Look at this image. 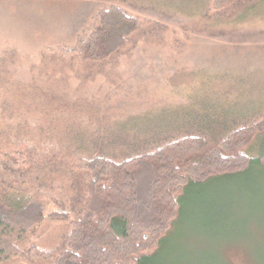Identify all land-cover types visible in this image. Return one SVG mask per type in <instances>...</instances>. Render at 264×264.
I'll return each instance as SVG.
<instances>
[{
    "label": "rangeland",
    "instance_id": "obj_1",
    "mask_svg": "<svg viewBox=\"0 0 264 264\" xmlns=\"http://www.w3.org/2000/svg\"><path fill=\"white\" fill-rule=\"evenodd\" d=\"M213 3L0 0V123L17 120L8 103L13 89L36 94V100L41 92L59 94L80 109L59 125L62 144L81 156L99 149L120 157L196 132L197 117L226 125L258 118L264 114V0L228 16ZM110 5L139 20L126 45L85 72L52 74L43 51L74 47L96 12ZM31 112L21 115L36 129L43 119ZM53 115L47 116L44 135L56 142L50 137ZM261 138L248 150L253 157L248 170L186 190L172 229L153 259L142 264H264ZM65 229L47 221L28 234L17 254L0 256V264H47L29 249L55 248Z\"/></svg>",
    "mask_w": 264,
    "mask_h": 264
},
{
    "label": "trees",
    "instance_id": "obj_2",
    "mask_svg": "<svg viewBox=\"0 0 264 264\" xmlns=\"http://www.w3.org/2000/svg\"><path fill=\"white\" fill-rule=\"evenodd\" d=\"M261 1L214 0L213 8L228 16L254 9ZM138 28L137 18L110 5L96 12L74 47H47L44 62L58 77L69 69L85 72L120 51ZM35 95L10 91L8 103L17 120L0 123L2 258L17 254L28 234L48 221L65 225L59 244L28 251L47 264L145 263L172 229L188 188L248 170L253 159L248 150L261 137L258 158L264 165V114L228 125L197 117L196 132L158 143L152 150L112 157L98 149L81 156L59 139V125L75 119L78 105L59 94L41 92L38 100ZM25 111H39L43 123L32 128L21 115ZM51 112L50 137L56 142L44 135ZM152 139L147 141L161 140Z\"/></svg>",
    "mask_w": 264,
    "mask_h": 264
}]
</instances>
